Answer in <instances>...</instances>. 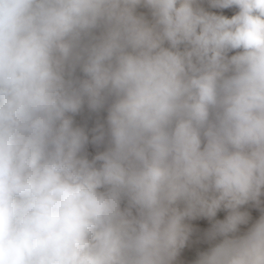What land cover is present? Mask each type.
<instances>
[{
  "label": "clouds",
  "instance_id": "1",
  "mask_svg": "<svg viewBox=\"0 0 264 264\" xmlns=\"http://www.w3.org/2000/svg\"><path fill=\"white\" fill-rule=\"evenodd\" d=\"M197 2L0 0V264H170L193 233L182 221L222 206L206 235L224 239L195 264H264V216L229 235L264 194V0H211L238 7L230 19ZM101 25L76 87L65 64ZM106 94L97 168L67 114Z\"/></svg>",
  "mask_w": 264,
  "mask_h": 264
},
{
  "label": "built area",
  "instance_id": "2",
  "mask_svg": "<svg viewBox=\"0 0 264 264\" xmlns=\"http://www.w3.org/2000/svg\"><path fill=\"white\" fill-rule=\"evenodd\" d=\"M134 15L137 17H143L150 24L154 23V17L152 15V10L140 4L135 6ZM153 18V19H152ZM103 25L92 29L88 34L82 36L77 48L75 49V55L82 57L80 60L75 58L70 59L66 62L64 67V78L73 82L74 86L78 87L79 83L83 80L88 79L87 75L83 72V62L87 58V50L95 43L99 42L100 37L104 34ZM114 63V60H113ZM116 97L111 94H106V100L103 105L98 110H92L88 105V98L85 96L83 98V103L80 110L77 113H68L73 120L74 127H79L83 129L86 136L88 137V142L85 144L87 159L89 162H94V166L99 168L101 163L96 161L97 155L107 151L111 147L109 125H108V110L112 103L115 101ZM103 133L104 139L100 143H94L93 139L95 136ZM83 152H85L83 150ZM127 206V201H122L121 207ZM179 210H183L184 205L182 202H178L175 205ZM239 210L241 212H246L245 205H242ZM230 209H226L223 206L217 211L215 217L209 219L207 217H196V218H185L182 223L190 225L193 228V233L188 241V243L177 250L176 254L170 260V264H195V261L199 258V255L203 252L209 251L212 247L219 243V239L209 240L207 238V233L211 230L212 226L217 221H224L230 214ZM242 225V224H241ZM183 261H191L184 263Z\"/></svg>",
  "mask_w": 264,
  "mask_h": 264
},
{
  "label": "rangeland",
  "instance_id": "3",
  "mask_svg": "<svg viewBox=\"0 0 264 264\" xmlns=\"http://www.w3.org/2000/svg\"><path fill=\"white\" fill-rule=\"evenodd\" d=\"M199 2H200L199 5H196V6L194 5V7H199L202 9L207 8L210 10L211 13H212V11H214L215 13H217L216 15L222 14V16L227 17L229 19L232 18L234 15L238 14V12H239V8L236 6H231L228 8H221V7H214L211 3V0H201ZM202 6H204V8ZM233 7H234V9H233ZM215 8H217V9H215ZM184 49H185V46H184ZM184 49H183V51H184ZM238 51H241V50L229 51L227 53V56L230 58L232 55L237 54ZM230 74L231 73H228L226 75H230ZM210 119H214V118L210 117ZM201 140H202L201 147L203 148L204 145L206 144V140L203 136H201ZM83 150L85 152L82 151L81 155H83L84 157H87L86 148H84ZM261 208H264V194H262L259 197V204H257L256 202H253V201H250L247 204H245V210H246V213L248 214L247 223L239 225L238 231L236 233H232L229 235L230 236H240V235H244L245 233H247L251 229V227L261 218V216H264V213H262ZM215 239H217V240L219 239L220 240L219 243H220V242H222L224 237L217 236ZM183 262L187 263V262H191V261H183Z\"/></svg>",
  "mask_w": 264,
  "mask_h": 264
},
{
  "label": "bare ground",
  "instance_id": "4",
  "mask_svg": "<svg viewBox=\"0 0 264 264\" xmlns=\"http://www.w3.org/2000/svg\"><path fill=\"white\" fill-rule=\"evenodd\" d=\"M199 1H201V0H198V2H197V4L196 5H199ZM195 5V6H196ZM203 8H204V6H202ZM202 9V8H201ZM215 9H217V8H215ZM233 9H234V7H233ZM206 13H209V14H214V15H216L217 13H215L214 11H212V13L210 12V10L209 9H207V8H204L203 9ZM209 10V11H208ZM228 11V10H227ZM226 13V12H225ZM227 14V13H226ZM220 16H222V14L220 15ZM165 47H170V45H168V43L166 42L165 43V45H164ZM183 49H184V45H181L180 46V51H183ZM204 140V139H203ZM260 206V205H259ZM262 209V213H264V208H261Z\"/></svg>",
  "mask_w": 264,
  "mask_h": 264
}]
</instances>
